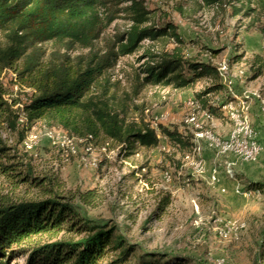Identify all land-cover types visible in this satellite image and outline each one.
Here are the masks:
<instances>
[{
  "label": "rangeland",
  "instance_id": "obj_1",
  "mask_svg": "<svg viewBox=\"0 0 264 264\" xmlns=\"http://www.w3.org/2000/svg\"><path fill=\"white\" fill-rule=\"evenodd\" d=\"M110 1L113 8L122 9L130 0ZM144 1L147 9L152 11L154 24L169 23L176 28L184 42L187 59L216 67L225 62L228 67L226 79L231 81L232 90L250 97L252 93L259 96L258 99H245L249 107L248 125L256 132L255 140L260 147L257 160H242V135L228 153L201 142V152L185 166L183 156L173 153L160 133L157 148L136 147L134 154L128 157L120 147L103 137L93 140L89 153L79 147L77 154L67 155L43 136L32 152H26L21 146L23 138H19L21 130L9 129L0 118V140L9 149L0 159L8 166L5 171L0 168V202L44 199L51 195L47 189H52L68 199L80 217L95 225L114 226L136 249L129 264H137L147 254L166 257L161 262L181 259L180 264H216L220 259L229 264H264V113L260 109L261 101H264V75L252 79L250 70L253 56L264 58V36L260 33L264 28V9L257 0H232L235 7H244L240 14L233 16L230 6L223 12L217 11L203 7L200 0ZM248 6L254 12L246 17L243 13ZM129 26L124 14L119 13L94 44V49H106V43ZM161 46L144 41L136 53L120 58L104 75L110 83L109 94L119 107L126 106L127 120L142 118L154 128L157 124L176 126L179 131L194 137L198 130L187 127L184 121L191 113L199 116L197 111L193 112L195 93L206 88L209 80H199L183 90L148 85L134 94L136 75L139 80L143 77L140 70L146 61L141 58L143 51ZM172 46L171 42L167 48ZM42 48L47 53L58 49L51 42ZM67 53L76 57L86 54L87 50L76 47ZM242 53V60L234 62L233 57ZM0 88L3 99L10 103H26L33 93L20 84L12 70L7 69L0 71ZM209 99L213 103L234 100L227 90L211 95ZM237 113L241 114L239 107ZM198 120L203 124V131H210L221 143L228 140L234 128L233 122L224 114L222 119L199 117ZM43 127L38 123L31 129L41 132ZM106 143L109 145L103 150ZM92 159L96 161L95 167L91 164ZM244 164L251 165V169L245 172ZM28 168L30 176L36 180L19 183ZM226 169L230 170L231 176L226 175ZM214 172L219 179L212 185L209 179ZM244 175L252 181L244 180ZM249 183L258 185L259 191L247 190L252 192L251 197L244 198ZM238 225L244 227L234 231ZM222 231L226 232L225 236L220 234ZM82 236L74 231L49 233L33 238L28 245L76 240ZM110 259L108 256L99 264ZM25 263L24 255L10 261V264Z\"/></svg>",
  "mask_w": 264,
  "mask_h": 264
},
{
  "label": "trees",
  "instance_id": "obj_2",
  "mask_svg": "<svg viewBox=\"0 0 264 264\" xmlns=\"http://www.w3.org/2000/svg\"><path fill=\"white\" fill-rule=\"evenodd\" d=\"M257 1L264 9V0ZM200 2L203 7L222 12L230 6L233 16L244 8L235 7L232 0ZM112 6L110 0H0V71L12 70L20 84L33 91L23 103L27 128L41 123L77 137H103L120 147L125 157L133 155L136 147L157 148L160 133L173 153L184 157L191 150L192 136L176 126L157 124L154 128L142 118L127 120L126 106L115 103L104 75L120 58L136 53L142 42L160 43V49L143 51L141 58H146L140 69L143 77L139 80L136 75L134 94L148 85L183 90L206 79L209 85L195 93V99L213 119H222L220 107L210 104L209 99L223 90L217 67L187 59L176 28L169 23L154 24L152 11L144 0H130L122 9ZM252 12L248 6L243 15L247 17ZM119 13L129 21L128 29L109 40L106 49H94ZM260 33L264 36V28ZM49 42L58 49L47 53L42 45ZM171 42L173 46L167 48ZM76 47L87 53L70 57L67 52ZM243 57V53L235 55L233 61L240 62ZM250 68L252 79L263 76L264 58L253 56ZM2 96L0 88V118L9 129L18 130L17 115ZM19 138H23V130ZM7 151L0 140V159ZM0 168L5 171L8 166L0 162ZM30 174L28 168L19 183L36 180ZM47 190L51 195L44 199L0 202V264H10L18 255L26 256L25 264H99L108 256L111 259L105 264H129L136 249L114 226L93 224L80 217L68 199ZM247 190L259 191V187L249 183L244 191ZM62 231L83 236L28 245L35 237ZM144 257L137 264H180L181 260L161 262L166 257L153 254Z\"/></svg>",
  "mask_w": 264,
  "mask_h": 264
},
{
  "label": "built area",
  "instance_id": "obj_3",
  "mask_svg": "<svg viewBox=\"0 0 264 264\" xmlns=\"http://www.w3.org/2000/svg\"><path fill=\"white\" fill-rule=\"evenodd\" d=\"M227 64L225 62L220 63L217 66V72L220 77L221 84L223 86V90H227L231 92V97L234 100H230L228 102H219L216 103L222 114L226 115L234 124V128L230 133V136L226 142H219V140L210 132L203 131V124L199 122V117L204 120H212L213 117L206 111L200 108L199 102L195 100L193 103V112L197 111L199 116L191 113L185 119V124L187 127H193L198 132L194 134V137H191V150L186 153L183 157V166L188 163H192L195 155H198L201 152V142L205 143L210 148L218 149L221 153H228L232 150L233 144L237 141L238 137L241 135L244 136V155L242 160L244 162H255L260 153V147L257 141L255 140L256 132L251 129L248 125V103L245 99H258L259 96L256 93H252V97L246 95V93L238 94L232 90L231 81L226 79L227 75ZM222 90V91H223ZM221 91V92H222ZM5 100V99H4ZM6 101V100H5ZM12 110L17 115V128L23 130V140L21 142L22 148L26 152H32L38 142L40 141L41 136L45 138L47 141L51 143V145L59 147L61 150L65 151L67 155H75L77 154L78 148L84 151V153H89L93 148V138L91 135H87L84 137H77L73 135H69L65 130L57 127L47 128L43 127L41 132H35L31 128H27V117L24 112L23 103L13 101L14 103H10ZM237 107L241 110V114L237 113ZM261 111L264 113V101H261L260 105ZM109 145L106 143L103 150ZM92 166H96L95 159H92ZM227 176H231V172L229 169L225 171ZM218 175L214 172L209 179L210 184L214 185L218 182ZM236 193H239V189H236ZM244 197H249L250 192L245 191L243 193ZM244 225H238L234 227V231H238L242 229ZM221 235H226V232H220ZM216 264H229L224 259H220L216 262Z\"/></svg>",
  "mask_w": 264,
  "mask_h": 264
},
{
  "label": "crops",
  "instance_id": "obj_4",
  "mask_svg": "<svg viewBox=\"0 0 264 264\" xmlns=\"http://www.w3.org/2000/svg\"><path fill=\"white\" fill-rule=\"evenodd\" d=\"M210 104H212V105H214V106H217L216 105V103H213V102H211V100H210ZM251 169V165H248V164H244V171L246 172L247 170H250ZM246 176L244 175V180H246ZM248 180L247 181H252V180H250L249 178H247ZM216 186V185H215ZM231 186V185H230ZM226 187V186H225ZM228 187V186H227ZM222 191V190H221ZM245 192V191H244ZM250 192V196L249 197H251V194H252V192L251 191H249ZM249 197H244V198H249Z\"/></svg>",
  "mask_w": 264,
  "mask_h": 264
}]
</instances>
